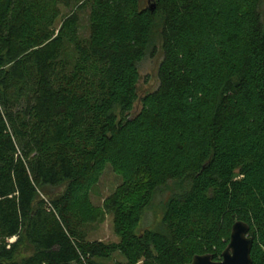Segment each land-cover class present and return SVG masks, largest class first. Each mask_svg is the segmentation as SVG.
<instances>
[{
    "label": "trees",
    "instance_id": "1",
    "mask_svg": "<svg viewBox=\"0 0 264 264\" xmlns=\"http://www.w3.org/2000/svg\"><path fill=\"white\" fill-rule=\"evenodd\" d=\"M149 2L0 0V264L220 261L239 221L264 264V0ZM156 27L160 85L139 99ZM109 165L118 245L84 231ZM172 185L159 228L138 233Z\"/></svg>",
    "mask_w": 264,
    "mask_h": 264
},
{
    "label": "rangeland",
    "instance_id": "2",
    "mask_svg": "<svg viewBox=\"0 0 264 264\" xmlns=\"http://www.w3.org/2000/svg\"><path fill=\"white\" fill-rule=\"evenodd\" d=\"M75 12L74 6L61 7L60 16L57 19L54 30L58 35L66 18ZM80 16V36L87 38L89 36L88 14L81 12ZM164 59L162 50V39L160 29L156 27L152 33L151 44L147 49L145 59L139 64L140 80L138 83V96L142 99L144 96L155 92L159 85V69ZM140 101L135 105V112L140 111ZM122 185L121 177L111 168L107 166L104 170L99 183L92 189L90 193L91 201L96 209V218L94 221L85 225L84 231L87 234V240L90 242L98 241L105 245H118L121 242L120 236L117 234L114 213L109 209L111 199L117 193ZM164 189L160 191L153 204L143 214L142 221L139 225L138 233H144L147 230H157L161 224L164 215V204L172 196V189ZM62 191V189L60 190ZM17 239H11V244ZM30 255L25 245L21 247L18 255L14 260L21 262ZM126 260L120 252H116L112 257L106 259H96V264H125ZM141 264V263H140Z\"/></svg>",
    "mask_w": 264,
    "mask_h": 264
},
{
    "label": "water",
    "instance_id": "3",
    "mask_svg": "<svg viewBox=\"0 0 264 264\" xmlns=\"http://www.w3.org/2000/svg\"><path fill=\"white\" fill-rule=\"evenodd\" d=\"M150 0L151 11L155 10L154 4ZM250 228L247 223L239 221L232 227L229 244L222 253L220 261H214L210 254L195 256L189 264H253L251 251L253 248V238L249 236Z\"/></svg>",
    "mask_w": 264,
    "mask_h": 264
}]
</instances>
